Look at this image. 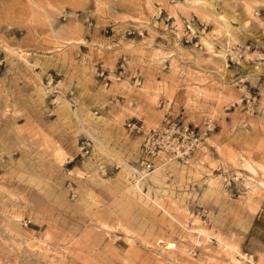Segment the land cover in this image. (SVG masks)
I'll return each mask as SVG.
<instances>
[{
	"label": "rangeland",
	"instance_id": "obj_1",
	"mask_svg": "<svg viewBox=\"0 0 264 264\" xmlns=\"http://www.w3.org/2000/svg\"><path fill=\"white\" fill-rule=\"evenodd\" d=\"M166 115L213 129L136 177ZM260 208L264 0H0V264H264Z\"/></svg>",
	"mask_w": 264,
	"mask_h": 264
},
{
	"label": "built area",
	"instance_id": "obj_2",
	"mask_svg": "<svg viewBox=\"0 0 264 264\" xmlns=\"http://www.w3.org/2000/svg\"><path fill=\"white\" fill-rule=\"evenodd\" d=\"M132 76L135 83L139 84L136 71ZM134 126L137 130L141 129V126ZM212 129L210 118L203 120L202 126H196L176 116H164L159 124L143 132L135 176H146L155 169L185 160L204 142Z\"/></svg>",
	"mask_w": 264,
	"mask_h": 264
},
{
	"label": "crops",
	"instance_id": "obj_3",
	"mask_svg": "<svg viewBox=\"0 0 264 264\" xmlns=\"http://www.w3.org/2000/svg\"><path fill=\"white\" fill-rule=\"evenodd\" d=\"M248 241L264 249V208L257 210L247 228Z\"/></svg>",
	"mask_w": 264,
	"mask_h": 264
},
{
	"label": "bare ground",
	"instance_id": "obj_4",
	"mask_svg": "<svg viewBox=\"0 0 264 264\" xmlns=\"http://www.w3.org/2000/svg\"><path fill=\"white\" fill-rule=\"evenodd\" d=\"M135 170H138V169H135ZM158 176H159V175H158ZM160 176H161V175H160ZM159 178H160V177H159ZM245 254H246V253H245ZM243 255H244V253H243ZM234 260H236L235 262H239L238 259H234Z\"/></svg>",
	"mask_w": 264,
	"mask_h": 264
}]
</instances>
